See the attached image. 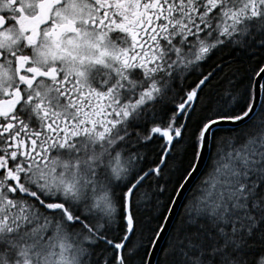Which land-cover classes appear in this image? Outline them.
Segmentation results:
<instances>
[{
  "label": "snow or ice",
  "instance_id": "snow-or-ice-1",
  "mask_svg": "<svg viewBox=\"0 0 264 264\" xmlns=\"http://www.w3.org/2000/svg\"><path fill=\"white\" fill-rule=\"evenodd\" d=\"M0 264H264V0H0Z\"/></svg>",
  "mask_w": 264,
  "mask_h": 264
}]
</instances>
